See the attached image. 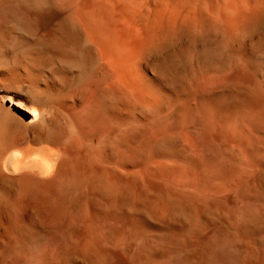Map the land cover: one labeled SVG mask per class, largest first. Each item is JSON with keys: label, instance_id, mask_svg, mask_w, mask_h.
Instances as JSON below:
<instances>
[{"label": "bare ground", "instance_id": "1", "mask_svg": "<svg viewBox=\"0 0 264 264\" xmlns=\"http://www.w3.org/2000/svg\"><path fill=\"white\" fill-rule=\"evenodd\" d=\"M0 264H264V0H0Z\"/></svg>", "mask_w": 264, "mask_h": 264}, {"label": "rangeland", "instance_id": "2", "mask_svg": "<svg viewBox=\"0 0 264 264\" xmlns=\"http://www.w3.org/2000/svg\"><path fill=\"white\" fill-rule=\"evenodd\" d=\"M20 97L22 98V99H24V100H26V102L29 100V95H27V94H25V93H21L20 94ZM15 100H20L19 98H16ZM28 104V103H27ZM143 206H144V204H142ZM145 207V206H144ZM140 209L142 210V207H140ZM145 210V209H144ZM147 214V216H149V214L148 213H146Z\"/></svg>", "mask_w": 264, "mask_h": 264}]
</instances>
